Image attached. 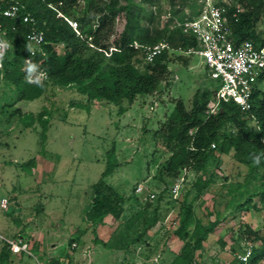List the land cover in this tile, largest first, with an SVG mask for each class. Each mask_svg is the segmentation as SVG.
<instances>
[{"label": "rangeland", "instance_id": "obj_1", "mask_svg": "<svg viewBox=\"0 0 264 264\" xmlns=\"http://www.w3.org/2000/svg\"><path fill=\"white\" fill-rule=\"evenodd\" d=\"M208 1L212 0H119L118 5L131 6L141 26L162 29L170 19L179 25L182 14L187 16L192 8ZM107 2L75 0L69 9L71 15L66 17L77 21L79 31L78 18L87 11L89 25L95 28L97 8ZM123 23L121 11L114 31L118 32ZM255 29L264 38V14ZM8 43L7 57L13 61L15 47L10 40ZM53 48L58 54L63 51L61 44ZM169 57L168 84L163 82L152 94L137 96L130 103L122 101V114L117 105L103 101L89 102V109L79 106L82 97L74 89L52 83L37 98L18 100L17 90L1 66L0 199L6 198L7 203L5 208L0 206V234L13 236L31 228L32 243L44 264L51 257L57 258L58 264H88L87 251L95 235L107 240L127 229L129 240L144 232L141 240L130 246V258L121 260L123 254L127 256L124 251L116 264H169L183 244L173 229L178 225L181 204L186 203L191 205L193 217L210 228L194 253L199 264H230L245 245L241 237L245 224L264 238V202L254 196L257 210L239 208L245 196L262 188L264 167L251 168L232 150L223 155L213 148L202 170L182 168L175 179L165 175L162 163L171 152L154 138V130L170 119L173 98L182 99L189 108L198 87L215 86L198 57L189 59L191 69L178 62L176 55ZM8 69L21 73V82L34 89L44 81L30 80L25 61L21 67L10 64ZM261 87L264 90V84ZM112 146L120 165L105 180L125 199L120 216H105L100 228L85 221L84 213L91 200L90 186L99 179L105 153ZM138 185L143 186L142 192H137ZM174 185L178 186L173 191ZM244 187L247 190L242 195ZM153 220L154 225L147 229ZM80 225L83 233L72 246L69 230ZM60 241L64 243L58 250ZM52 244V251L41 250V246ZM252 244L258 247L260 241Z\"/></svg>", "mask_w": 264, "mask_h": 264}, {"label": "trees", "instance_id": "obj_2", "mask_svg": "<svg viewBox=\"0 0 264 264\" xmlns=\"http://www.w3.org/2000/svg\"><path fill=\"white\" fill-rule=\"evenodd\" d=\"M74 2L75 0H1L3 6L17 3L20 7L19 13L30 15L35 21V26L42 30L44 36L41 45L43 54L37 53L32 64H36L46 73V79L41 84H36L34 89L24 81L21 82V73L17 74L14 70L8 69L10 64L18 67L23 64L27 47L24 34L29 30L30 25L22 23L19 18L0 20L6 28L7 40L13 42L15 47L13 61L9 60L6 52L1 59V66L14 84L18 100L37 98L46 85L52 83L74 89L82 97L79 106H86L89 109V102L103 101L117 105L118 112L122 114L124 112L122 101L130 103L137 96L152 94L159 89L161 83L168 84L170 71L167 65L171 62L170 54L176 55V60L184 66L188 65L189 57L169 52L167 49L155 56L151 62H147L144 58V47H151L161 41L167 42L172 49L194 45V39L182 33L180 24L196 16L201 6L192 8L187 16L182 14L177 21L179 25L172 23L170 19L162 29H150L138 23L131 6L121 7L118 5L119 0H108L103 8H97L95 28L89 25L90 14L87 11L81 14L78 18L79 31L76 34L64 18L57 15L58 12L65 17L71 15L69 9ZM218 2L228 9L233 28L232 36L236 43L244 39L264 43V38L255 29L264 14V0H218ZM49 4L55 7H50ZM237 5L240 9L238 11ZM121 11L124 23L116 32L114 22ZM233 12H236V17L230 16ZM134 43L141 47L135 48ZM54 44L62 45L61 54L54 50ZM111 47L114 49L109 50ZM213 97L214 87H198L191 96L189 108L182 99H172L173 110L170 119L166 123H160L158 129L153 132L154 138L160 140L166 150L171 152L162 163L166 176L175 179L178 170L187 167L202 170L207 158L215 151L213 148L223 155L232 150L240 162L248 164L251 168L264 167L263 88L259 86L253 90L251 107L244 111L233 103H222L215 114H207L208 103ZM43 123L47 124V120ZM212 144L214 147H211ZM256 158L259 159V163L255 162ZM119 165L112 146L105 153L104 168L99 179L90 186L91 200L84 213V220L94 226L102 224L105 216L110 215L117 219L122 212L124 195L105 180ZM246 190L247 187H244L240 194L245 193ZM254 196H258L260 201L264 202V183L261 189L245 196L239 203V208L244 211L257 210L252 202ZM176 222L178 225L173 229V234L179 240H183V244L169 264H199L194 253L201 248L210 228L203 226L199 219L193 217L191 205L186 203L181 204ZM154 223L153 220L146 228ZM190 224H193L192 228L189 227ZM143 234L144 232H138L127 240L129 233L126 229V232L119 231L106 242L95 235L93 242L108 249L128 252L130 246L141 240ZM241 235L245 245H241L230 264L264 262V238L259 232L245 224ZM27 237L31 241L32 250L36 252L32 239ZM78 237L79 235L71 237L70 244L75 243ZM255 241H260L258 247L252 244ZM247 242L252 246L251 253L243 263L237 255L244 252ZM0 264H15L5 244H0ZM48 264H58V261L51 258Z\"/></svg>", "mask_w": 264, "mask_h": 264}, {"label": "built area", "instance_id": "obj_3", "mask_svg": "<svg viewBox=\"0 0 264 264\" xmlns=\"http://www.w3.org/2000/svg\"><path fill=\"white\" fill-rule=\"evenodd\" d=\"M224 1V0H222ZM60 4V2L58 3ZM50 7H55L49 4ZM17 3L2 5L0 0V20L20 19L24 24H29V30L24 34L27 43L25 64L30 68L29 77L32 82L39 79L45 80L46 73L32 64L33 58L41 52L43 43V32L35 26L34 19L28 14L19 13ZM237 11L240 10L238 5ZM58 16L63 17L67 24L78 34L77 22L65 17L61 12ZM236 17V12L231 13ZM182 33L191 36L195 44L185 48L178 46L172 49L165 41L158 42L151 47L145 48L144 58L151 62L155 56L163 50L175 52L185 57H198L203 65L206 74L215 81L214 97L209 101L207 114H215L222 103H233L240 110H248L251 107L253 90L264 84V43H257L244 39L235 42L232 36L233 28L230 24L228 9L218 0L204 2L199 13L190 20L180 24ZM13 29V27H12ZM135 48L141 47L134 43ZM9 43L6 38V28L0 21V68L1 59L8 51ZM110 48L109 50H113ZM33 68V69H32ZM32 69V71H31ZM211 147H214L212 144ZM178 185H174V190ZM141 186L138 185L139 191ZM153 197V194H150ZM7 199H0V206L6 207ZM0 244L8 246L11 260L15 264H44L39 253L31 248V241L27 235L17 233L13 236L0 234ZM74 246V243H72ZM251 244L247 243L244 252L237 255L241 262H246L251 253Z\"/></svg>", "mask_w": 264, "mask_h": 264}, {"label": "crops", "instance_id": "obj_4", "mask_svg": "<svg viewBox=\"0 0 264 264\" xmlns=\"http://www.w3.org/2000/svg\"><path fill=\"white\" fill-rule=\"evenodd\" d=\"M189 63H191V62H189ZM169 65H170V63H169ZM192 65H188V67H189V69H191L190 67H191ZM193 68V67H192ZM171 69H169V71H170ZM39 167V166H38ZM34 171V175L37 173V171H38V168H36V169H34L33 170ZM36 176V175H35ZM141 186V189H140V191H137V192H142L143 191V186L142 185H140ZM110 216V215H109ZM103 222H104V219H103ZM20 225V224H19ZM24 225V224H23ZM100 228H102V226L100 225L99 226ZM98 227V228H99ZM31 228L30 229H25V231H18V233L20 232V233H23V234H25V235H27V236H29L30 237V234L31 233H29V232H31ZM83 229H82V225H80V226H78V227H75V228H72V229H70L69 230V234H70V236H69V238H71V237H73V236H75V235H81L82 233H83V231H82ZM31 238V237H30ZM109 239V238H108ZM107 239V240H108ZM100 240H103V241H107V240H105V239H100ZM42 242V241H41ZM61 243H60V245H59V247H58V250H60V249H62V244L64 243V242H62V241H60ZM76 243V242H75ZM54 244H52V245H50V246H48L47 247V245H45V246H41V250H42V248H43V251H46L47 253L48 252H50V251H52L51 249H53L54 248V246H53ZM98 245H100V244H97V243H94L93 245H92V247H91V249L89 250V251H87V254H88V257L90 258V260H88L87 261V263L88 264H116V261H117V258L118 257H120L122 254H123V252H124V250H121V249H108V248H105V247H103L102 245V247H100L101 249H97V246ZM39 248V247H38ZM85 249H83V251H84ZM67 251H69L70 252V250L67 248ZM130 251V250H129ZM129 251L128 252H126V257H124L125 255L123 254V257L121 258V260L123 261V262H126V261H124V259L125 258H127V259H129L130 258V253H129ZM122 253V254H121ZM42 254H43V252H42ZM51 258H53V257H51ZM104 258H105V260H104ZM54 259H57V258H54ZM121 262V261H120ZM120 264V263H119Z\"/></svg>", "mask_w": 264, "mask_h": 264}, {"label": "clouds", "instance_id": "obj_5", "mask_svg": "<svg viewBox=\"0 0 264 264\" xmlns=\"http://www.w3.org/2000/svg\"><path fill=\"white\" fill-rule=\"evenodd\" d=\"M255 162H256V163H259V159H258V158H256Z\"/></svg>", "mask_w": 264, "mask_h": 264}]
</instances>
